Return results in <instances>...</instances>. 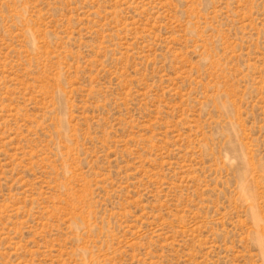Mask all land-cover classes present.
<instances>
[{
    "label": "rangeland",
    "instance_id": "rangeland-1",
    "mask_svg": "<svg viewBox=\"0 0 264 264\" xmlns=\"http://www.w3.org/2000/svg\"><path fill=\"white\" fill-rule=\"evenodd\" d=\"M0 264H264V0H0Z\"/></svg>",
    "mask_w": 264,
    "mask_h": 264
}]
</instances>
